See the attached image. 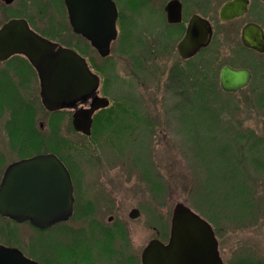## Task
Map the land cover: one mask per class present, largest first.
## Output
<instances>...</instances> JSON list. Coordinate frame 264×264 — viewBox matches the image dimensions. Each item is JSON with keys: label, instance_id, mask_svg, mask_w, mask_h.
<instances>
[{"label": "rangeland", "instance_id": "obj_1", "mask_svg": "<svg viewBox=\"0 0 264 264\" xmlns=\"http://www.w3.org/2000/svg\"><path fill=\"white\" fill-rule=\"evenodd\" d=\"M29 1V15H41V25L37 24L41 32L73 47L90 62L100 77L99 95L110 99L112 116L119 119L112 123L110 116L100 118L89 139L72 130L66 113L61 116V147L52 136L43 148L75 172L79 203L85 202L88 192L100 200L92 203L102 205L104 200L106 215L116 216L118 209L125 215L132 208L154 209L158 223L163 218L169 221L174 206L183 203L218 231L224 264H264V103L256 101L258 91L264 89H246L233 97L236 103L230 95L214 90L204 95L195 86L183 98L182 84L175 79L169 83L170 65L176 59L158 52L146 55L134 39L138 25L145 22L139 15L153 22L151 5L141 9L136 0L127 4L115 0L127 31L103 62L71 35L62 0ZM192 74L189 80L194 79ZM6 118L0 119V152L9 162L17 157L8 151L6 132L1 131ZM47 119L41 107L45 132ZM4 167L0 166V177ZM144 220L142 216L136 223ZM42 235L29 223L0 219L1 241L40 262L43 256L53 260L54 232H48L47 238Z\"/></svg>", "mask_w": 264, "mask_h": 264}, {"label": "flooded vegetation", "instance_id": "obj_2", "mask_svg": "<svg viewBox=\"0 0 264 264\" xmlns=\"http://www.w3.org/2000/svg\"><path fill=\"white\" fill-rule=\"evenodd\" d=\"M112 1L117 9V33L109 44V53L104 57L99 54L90 40L73 31L67 19L71 35L82 41L85 47L96 53L103 62L108 61L113 44L120 45V35L127 31V23L120 13L121 9L115 0ZM121 2L127 4V0ZM135 4L141 9H149L151 5L149 13L153 22H148L149 19L144 14L139 15V18L145 22L138 25L139 32L135 31L134 39L139 41L142 52L146 55L153 56L158 52L176 59L175 63L170 65L169 83L175 78L179 79L177 82L179 85L182 84L183 95L186 92L183 98H187L188 89L194 86L201 89L204 95H209L211 90L230 95L232 101L234 96L246 89L254 87L258 90L264 89V0H136ZM29 5V0H0V31L12 21H17L6 33H0V119L2 115L8 117L1 131L6 132L8 151L15 153L17 157L7 162L0 152V166L5 165L0 177V185L5 171L12 164L30 158H41L43 154H54L61 160L71 179L72 211L65 220L43 229L32 226L45 238L49 236L48 232H54L56 255L53 260L43 256L40 262L6 241L0 240V245L7 249L18 250L34 264H143L142 254L151 242L168 244L171 236V218L169 221L163 218L158 223V215L154 209L141 212V209L139 211L137 208L130 209L126 215L119 209L116 211V216L106 215L105 210L108 208L104 207V200L102 205L92 203V200L97 202L100 200L88 196V192L85 202L79 203L75 172L56 153L43 150L47 146V141L52 140V136H56L53 142L61 147L62 136L59 130L63 120L61 116L64 114L70 113V125L75 133L90 139L92 134L96 133L95 128L99 118L107 117L113 112L111 113L110 99L100 96L98 89L87 98L75 101L69 106L64 105L57 111H49L43 106L41 36L57 46L63 45L55 40V37L41 32V27L37 26V24L41 25V15H29ZM27 29L37 38L33 37L29 40L32 34L27 33L25 31ZM152 36L156 38L153 42L152 39L148 40V37L152 38ZM24 46L37 52L38 68L29 55L17 49ZM63 47L75 50L71 46ZM77 52L80 54L79 51ZM85 60L89 69L94 72L90 62ZM91 63L93 65L92 60ZM224 67L246 71L249 74L247 84L234 92L224 91L220 81ZM143 72L139 75L141 76ZM189 72L190 75L191 72L193 73L194 79L189 80ZM184 83L187 90L184 89ZM171 88L168 86L167 90L170 91ZM250 96L249 100L252 101L251 91ZM97 97L102 99L101 103L105 102V105L91 112V134L84 135L74 129L73 114L79 109L91 108L95 102L94 98ZM256 101L264 103L262 91H258ZM41 107L48 116L46 132L45 125L41 122ZM115 121L119 123V119ZM101 194L103 195L98 193ZM98 206L102 208L99 209ZM145 212L148 214L146 215ZM142 216L143 218L145 216V223L139 225L136 221L140 219L141 222ZM0 219L6 223H28L17 222L1 214ZM211 228L220 255L218 231L212 225ZM41 254L46 255L47 252L42 251Z\"/></svg>", "mask_w": 264, "mask_h": 264}, {"label": "water", "instance_id": "obj_3", "mask_svg": "<svg viewBox=\"0 0 264 264\" xmlns=\"http://www.w3.org/2000/svg\"><path fill=\"white\" fill-rule=\"evenodd\" d=\"M73 31L90 40L99 54L109 53V44L116 36L117 11L111 0H63ZM12 21L0 31L6 33ZM31 33V40L35 35ZM15 33V31H14ZM208 31L206 30V35ZM38 68L37 52L19 47ZM249 74L244 70L224 67L220 74L223 90L236 91L245 86ZM99 77L76 51L57 46L41 36V102L49 111H57L93 94ZM91 108L73 114V127L90 134L91 112L102 104L94 98ZM72 186L69 174L53 154L16 162L4 173L0 185V214L17 222L29 221L43 229L65 220L72 211ZM143 264H223L211 226L183 203L173 208L171 236L163 245L151 242L142 254ZM0 264H34L18 250L0 245Z\"/></svg>", "mask_w": 264, "mask_h": 264}, {"label": "trees", "instance_id": "obj_4", "mask_svg": "<svg viewBox=\"0 0 264 264\" xmlns=\"http://www.w3.org/2000/svg\"><path fill=\"white\" fill-rule=\"evenodd\" d=\"M175 80H177V78H175ZM179 80V79H178ZM177 80V81H178ZM180 82V81H179ZM199 92H201V89H199ZM110 116V118L109 119H112L111 121H112V123L115 121V120H117L118 119V117H116V116H112V114H110L109 115ZM109 116H107V117H109ZM103 118H106V117H104V116H102ZM102 117H100V118H102ZM99 118V119H100ZM102 124V123H101Z\"/></svg>", "mask_w": 264, "mask_h": 264}, {"label": "bare ground", "instance_id": "obj_5", "mask_svg": "<svg viewBox=\"0 0 264 264\" xmlns=\"http://www.w3.org/2000/svg\"><path fill=\"white\" fill-rule=\"evenodd\" d=\"M112 1V0H111ZM113 2V1H112ZM114 3V2H113ZM63 5H65L64 1H63ZM65 9H66V6H64ZM66 15H67V19L69 21V16H68V12H67V9H66ZM117 19V17H116ZM70 23V22H69ZM71 25V24H70ZM115 30H116V20H115ZM116 33H117V30H116ZM116 37V36H115ZM112 41V40H111ZM244 87V86H243ZM242 88V87H241ZM223 89V88H222ZM240 89V88H239ZM225 91V90H224ZM227 92H234V91H227Z\"/></svg>", "mask_w": 264, "mask_h": 264}]
</instances>
